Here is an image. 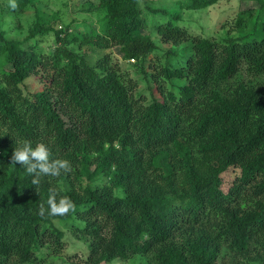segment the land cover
Masks as SVG:
<instances>
[{"label": "trees", "instance_id": "16d2710c", "mask_svg": "<svg viewBox=\"0 0 264 264\" xmlns=\"http://www.w3.org/2000/svg\"><path fill=\"white\" fill-rule=\"evenodd\" d=\"M157 1L0 0V264L67 234L83 264H264V0L209 35L182 18L220 0ZM25 140L68 169L33 185Z\"/></svg>", "mask_w": 264, "mask_h": 264}, {"label": "rangeland", "instance_id": "374dc122", "mask_svg": "<svg viewBox=\"0 0 264 264\" xmlns=\"http://www.w3.org/2000/svg\"><path fill=\"white\" fill-rule=\"evenodd\" d=\"M64 0H46L48 2L47 11H55L56 9H61L63 11L62 19L66 22L69 18L75 17V22L81 21L83 17H91L93 15H86L84 12H75L76 5L80 4L84 0H68V7H64L62 4ZM140 4L148 3L147 1L150 0H138ZM162 3H168L170 0H160ZM157 1V2H160ZM78 2V3H77ZM45 3V2H44ZM240 3V4H239ZM254 4L251 1L243 0H220L219 3L199 11L191 10L186 11L183 16L182 23L184 25H188L193 32H205V34H213L217 30H221V25L225 23V27H228L230 23H232L234 16L236 15V11L238 7L241 6L242 8L251 6ZM42 8L44 7L41 5ZM31 11L27 10L23 15V19L27 21H31ZM227 25V26H226ZM118 55L115 53L114 57ZM135 75V74H134ZM136 76V75H135ZM30 84V82H29ZM86 253V246L83 242L73 239L72 237L67 234L66 236V247L63 252L57 256H51L47 259V262L44 264H74V263H82V258L85 256ZM221 259L217 260L216 264H221ZM228 259L226 258L227 261ZM87 264V263H86ZM101 264H139L138 260H134L133 263L131 261L125 260H115L110 263H101Z\"/></svg>", "mask_w": 264, "mask_h": 264}, {"label": "clouds", "instance_id": "9594fccd", "mask_svg": "<svg viewBox=\"0 0 264 264\" xmlns=\"http://www.w3.org/2000/svg\"><path fill=\"white\" fill-rule=\"evenodd\" d=\"M12 161L15 164L23 166L28 174L34 176L33 185L39 183V177L51 176L56 177L60 174L61 169L67 170L68 161L64 159H52L49 147L44 143L33 145L32 141L25 140L15 146ZM48 214L52 216H62L69 212L75 211L73 202L57 192L50 193L48 200ZM43 214V209L41 210Z\"/></svg>", "mask_w": 264, "mask_h": 264}]
</instances>
